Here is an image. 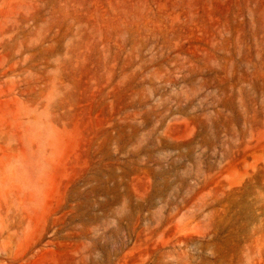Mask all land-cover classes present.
Instances as JSON below:
<instances>
[{
	"label": "rangeland",
	"instance_id": "374dc122",
	"mask_svg": "<svg viewBox=\"0 0 264 264\" xmlns=\"http://www.w3.org/2000/svg\"><path fill=\"white\" fill-rule=\"evenodd\" d=\"M0 264H264V0H0Z\"/></svg>",
	"mask_w": 264,
	"mask_h": 264
}]
</instances>
